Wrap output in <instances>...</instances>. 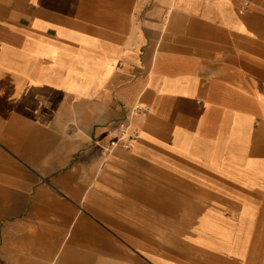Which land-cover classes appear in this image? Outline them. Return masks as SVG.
Listing matches in <instances>:
<instances>
[{
  "label": "crops",
  "instance_id": "0c3cea01",
  "mask_svg": "<svg viewBox=\"0 0 264 264\" xmlns=\"http://www.w3.org/2000/svg\"><path fill=\"white\" fill-rule=\"evenodd\" d=\"M0 264H264V0H0Z\"/></svg>",
  "mask_w": 264,
  "mask_h": 264
},
{
  "label": "built area",
  "instance_id": "2783aa9c",
  "mask_svg": "<svg viewBox=\"0 0 264 264\" xmlns=\"http://www.w3.org/2000/svg\"><path fill=\"white\" fill-rule=\"evenodd\" d=\"M145 5H148L152 0H143ZM248 2L242 3L243 8H246ZM139 113H149L150 107L138 104L134 108ZM113 138L109 144L105 147L106 151H111L113 148L122 147L129 149L134 145V142L139 138L138 132L126 122H120L117 127L113 130Z\"/></svg>",
  "mask_w": 264,
  "mask_h": 264
}]
</instances>
